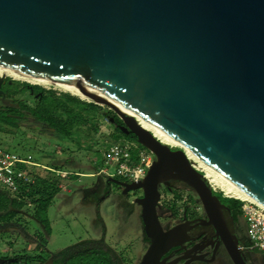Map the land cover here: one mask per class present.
<instances>
[{
    "label": "water",
    "instance_id": "95a60500",
    "mask_svg": "<svg viewBox=\"0 0 264 264\" xmlns=\"http://www.w3.org/2000/svg\"><path fill=\"white\" fill-rule=\"evenodd\" d=\"M0 70L106 108L153 154L142 181L106 179L143 193L149 244L138 264L179 261L163 256L185 241L186 223L165 231L157 214L170 181L197 196L232 263L246 264L188 154L264 211V0H0Z\"/></svg>",
    "mask_w": 264,
    "mask_h": 264
},
{
    "label": "rangeland",
    "instance_id": "374dc122",
    "mask_svg": "<svg viewBox=\"0 0 264 264\" xmlns=\"http://www.w3.org/2000/svg\"><path fill=\"white\" fill-rule=\"evenodd\" d=\"M6 78L15 82L17 87L26 83L31 84L9 76ZM7 88L11 97L13 96L17 100L23 99V96L18 94L13 86H7ZM81 100L88 102L86 98ZM28 102L31 101L28 100ZM100 110L106 113V108L101 107ZM107 120L108 118H105L104 115L98 117L95 120L97 130L91 132L76 127L71 140L30 137L23 128L4 125L9 133L0 134V148L19 155H31L37 163L51 166L57 170L65 168L61 167L60 163H56L54 159L62 161L63 164L68 160L69 162L74 160L77 166L91 161L96 169H104L97 151L112 143L115 137L113 134L115 130L110 127ZM87 156H89L88 160ZM74 170L80 173L95 174L82 166L75 167ZM79 177L82 185L88 186V188L96 185L104 186L106 181L105 178L97 175ZM111 189L112 192L108 197H105L102 191L94 193L97 194L96 197L91 193L95 188H92V191L85 196L83 194V201L87 197L94 203L92 207H86V209L77 206L80 204L79 195L76 194L71 202L64 203L59 195L60 192H58L49 205L37 215L43 225L37 222L32 215L26 213L7 217L6 221H13L9 225L0 222L2 224L1 237L7 240L5 243L0 240V251L4 253L3 256L8 258L22 257L23 264H30L29 258L35 256H40L43 260L49 259L48 264H61V260L57 258L59 252L85 241H97L105 250H113L116 257H119L124 264H138L148 247L142 234L140 211L135 206V201L141 193L132 191L129 194H123L115 185H112ZM58 196L60 197L58 198ZM170 196L165 195L164 201H169ZM3 199L5 196L0 194V202ZM28 211L32 212V210ZM138 212L139 216H137ZM244 229L245 223L241 221L236 230L241 241L245 237ZM5 231H12L14 235ZM262 257L261 262L264 264V255ZM76 263H80L79 259L73 258L69 264ZM8 264H19V262ZM32 264L45 263L33 262ZM94 264L104 263H101L98 256L95 255Z\"/></svg>",
    "mask_w": 264,
    "mask_h": 264
},
{
    "label": "flooded vegetation",
    "instance_id": "af4514ba",
    "mask_svg": "<svg viewBox=\"0 0 264 264\" xmlns=\"http://www.w3.org/2000/svg\"><path fill=\"white\" fill-rule=\"evenodd\" d=\"M16 85L17 84L15 82H11L8 78H5L0 86V90H2L6 94V98L13 100V102L11 103L12 106H0V108L3 110L11 111L8 114L14 122V127L25 129L30 137H44L49 140H55L57 138L61 139L47 122H44L42 119L34 116L33 111L34 108L41 102V99L45 97L49 99H61L62 95L67 93V90H65L64 92V89L62 90L60 88L58 89L59 92H56V88L54 89L53 87L47 90L45 89V87H43L42 84L38 83H26L19 87H17ZM7 86H13V89L17 91L18 94L23 96V99L21 98L20 100H17L13 98V96L11 97L9 95V92L7 91ZM28 100L31 102H28ZM1 103L2 102L0 99V105ZM103 115L108 118L107 122L110 127L115 130V132L113 133L114 136L119 134H122L124 136L132 135L131 133L124 134V124L111 111H108L106 109V113H103L102 110H100L98 117ZM54 161L59 163L57 159H54ZM67 162H69V160ZM120 181L125 182L122 180ZM126 183L129 184L128 182ZM168 183V185L161 184L159 186L161 198L157 208V214L160 223L165 231L173 228L178 224L186 223V228H188V231L185 241H183L180 246L174 247L169 252H167L163 256V258L170 256L168 261L179 260L176 264H185L186 262L187 264H233L224 248L222 247L221 242H219V239L215 236L214 228L206 225L208 218L197 196L193 192L189 191V189L180 182L170 181ZM112 185L115 184L106 183L105 181L104 188H102V192L104 193L105 197H108L110 195V192H112ZM115 186L120 190V192L123 193L124 187H119L118 185ZM136 191L141 193V195L138 197H142V191ZM1 192L6 197L7 192L3 189L1 190ZM130 192L132 191H128L126 192V194H129ZM165 195H171L169 200H171L172 202L167 204V201H164ZM177 195H183L184 201H177V199H175V196ZM218 198L220 202L226 207L223 209L225 223L229 231L233 235L237 236L239 245L242 246V242L236 233L237 226L240 224V220H236L234 218L233 209L231 208L229 199H226V197L224 196L222 198ZM223 198H225L226 200H224ZM135 206L140 211V207L138 205ZM18 212L20 213V211ZM137 216H139V212ZM0 225V230L2 231V224L0 223ZM241 255L244 258L246 264H262V255L258 254L257 252H249L242 247ZM48 260L43 261L45 264H48Z\"/></svg>",
    "mask_w": 264,
    "mask_h": 264
},
{
    "label": "trees",
    "instance_id": "16d2710c",
    "mask_svg": "<svg viewBox=\"0 0 264 264\" xmlns=\"http://www.w3.org/2000/svg\"><path fill=\"white\" fill-rule=\"evenodd\" d=\"M99 110V106L85 102L67 92L62 95L61 99H49L46 97L41 99V102L34 108L33 115L47 122L60 138L71 140L73 131L76 127L79 129H86L88 132L97 130L95 120L98 118ZM10 112L11 111L0 108V134L9 133L4 125L14 127V122L8 114ZM122 138L136 141L133 135L124 136L122 134L115 135L114 141ZM33 174L36 178L35 185L22 188L14 197H11L7 193L5 199L0 202V222L9 225L13 220L6 221L5 219L7 217L14 214L21 215L18 211H24L22 215L25 213L27 215H32L37 222L43 225L37 215L40 214L42 209H45L49 205L51 200H53L55 195L59 192L61 186L66 184V180L65 177L41 170L34 171ZM0 193L4 195L1 190ZM215 194L217 197H223L222 193ZM175 199L179 202L184 201L183 195H177ZM223 199L226 200L227 198ZM170 202L172 201H167V204ZM229 203L233 209L234 218L236 220H241L243 217L241 213L242 203L234 199H229ZM28 210H32L33 213ZM144 240L148 243L147 239ZM95 255L98 256V260L104 264H124L119 257H116V253L113 250H105L101 243L97 241H85L73 247H69L59 252L57 258L61 260V264H69L73 258L79 259L80 263L76 264H89L90 261L91 264H94ZM14 258L19 263L23 261L20 256H15ZM5 259H8V257H5ZM29 259L31 263H44L40 256L30 257Z\"/></svg>",
    "mask_w": 264,
    "mask_h": 264
},
{
    "label": "built area",
    "instance_id": "2783aa9c",
    "mask_svg": "<svg viewBox=\"0 0 264 264\" xmlns=\"http://www.w3.org/2000/svg\"><path fill=\"white\" fill-rule=\"evenodd\" d=\"M55 90L59 92L58 89ZM97 152L104 166V169L98 170L97 175L106 179L111 178L131 183L142 181L154 161L153 154L137 141L125 138L99 148ZM25 166L46 170L44 166L35 163L31 155L22 156L0 148V187L10 196L17 195L22 186L35 185L36 178L25 170ZM48 171L57 176L66 177L68 175V173L52 169H48ZM204 177L214 193H222L227 199L238 200L242 203L241 213L246 223L250 249L258 250L264 254V211L249 200L236 197L233 194L227 195L220 185L211 182V179L205 174Z\"/></svg>",
    "mask_w": 264,
    "mask_h": 264
},
{
    "label": "crops",
    "instance_id": "0c3cea01",
    "mask_svg": "<svg viewBox=\"0 0 264 264\" xmlns=\"http://www.w3.org/2000/svg\"><path fill=\"white\" fill-rule=\"evenodd\" d=\"M22 156H25V155H22ZM27 156H28V154H27ZM32 158H33V161H34V157H32ZM88 158H89V156H87V160H88ZM72 161H73V163H72ZM34 162L37 163L36 161H34ZM58 162L60 163L62 161H59L58 160ZM37 164H40V163H37ZM60 164H61V167L63 166L65 168L64 170H60V169L57 170V169H54L51 166H45L43 164H40V165L44 166L46 170H44L42 168H39V167H33V166H25V170H27L29 173H31L32 176L34 175L33 172L34 171H38V170L45 171V172L49 173L50 171H48V169H52V170H55V171H60L62 173H68L69 176L67 175V177H65L66 184H64L63 186H61V188L59 190V192H60L59 195H61V197H62L61 199L63 200V202L64 203L65 202H71L73 200V198H75V195L77 194V195L80 196V198H79L80 199V204H77L78 207H82V209H86V207H92V205L94 204L93 203V200H90V199L88 200V198L86 197V200L83 201L82 200L83 194L85 196L87 193H89V192L92 191V188H95V190H93L91 192L93 194L96 193V192H98V191H102V188H104V186H102V185H100V186L96 185L95 187L88 188V186H83L82 185L81 179H80L79 176L92 177L93 175H97L98 169H96V166L94 165V163L91 162V161H87L86 163H83L81 166L84 169H89L90 172H93L95 174H91V173L90 174H86V173L75 172L74 168L75 167H79L80 168L81 166H77V164L74 162V160H71V162H65V164H63V163H60ZM50 173H52V172H50ZM53 174H55V173H53ZM97 176H99V175H97ZM62 177H64V176H62ZM21 188H27V186H22ZM0 190H2L1 187H0ZM94 195L97 197V194H94ZM11 197H14V196H11ZM59 197L60 196H58V198ZM241 221H244V223H245V220L241 219L240 222ZM244 230H245V237L242 240V242H243L242 243V247H245V249L247 251H249V252H253V253L254 252H257L258 254H261L263 256L264 254L261 253V252H259L258 250H252V249H250V242H249L248 235H247L246 223H245V229ZM5 232H7V233L8 232H11V235H14V233L12 231H5ZM1 233H2V231L0 230V240L5 243L7 240L4 237H1ZM3 255H4V253L2 251H0V259H5L4 258L5 256H3ZM14 257H12V258H14ZM261 261H262V259H261ZM20 264H23V262L20 263Z\"/></svg>",
    "mask_w": 264,
    "mask_h": 264
},
{
    "label": "bare ground",
    "instance_id": "6f19581e",
    "mask_svg": "<svg viewBox=\"0 0 264 264\" xmlns=\"http://www.w3.org/2000/svg\"><path fill=\"white\" fill-rule=\"evenodd\" d=\"M0 74H7V76H9V77H11V78H13V79H15V80H21V81H24V82H28V81H26V80H24V79H21V78H19V77H16V76H14V75H11V74H9V73H7V72H4V71H2V70H0ZM28 83H31V82H28ZM31 84H33V83H31ZM64 90H67V91H68L69 89H64ZM78 90L81 92L82 96L87 97L88 94H89L88 91H84V90H81V89H78ZM122 110H123L124 112H126L127 114H130V115H133V116H134V114H133L132 112L128 111L127 109H124V108H123ZM134 117H135V116H134ZM139 121H140V124H141L143 127L147 128V129H149V130H152L153 133H154L158 138H160V140H162L164 143H167V144H169V145H171V146H177L176 143H175L174 141H172L170 138H168V137L165 136L164 134L159 133V132H157L156 130L150 128V126H149L148 124H146L145 122H143V121H141V120H139ZM188 158H189L191 161L194 162V165H195L196 168H198L199 170H201V171H202V172H203L208 178L211 179V182L220 185V186L223 188L224 192H225L227 195H229V194H233V195H235L236 197H240V198H242V199L249 200V199H247L244 195H242V194L239 192L238 189H236L234 186H232L231 184H229V183H228L227 181H225L223 178H221L220 176H218L215 172H213L211 169H209L205 164H203L202 162L198 161L196 158L192 157L190 154H188ZM249 201H250V200H249Z\"/></svg>",
    "mask_w": 264,
    "mask_h": 264
}]
</instances>
